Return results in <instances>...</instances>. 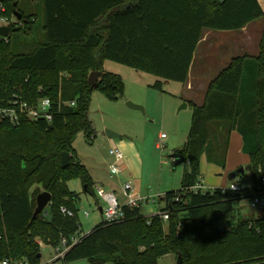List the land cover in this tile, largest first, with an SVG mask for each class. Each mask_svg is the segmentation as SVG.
Wrapping results in <instances>:
<instances>
[{
	"label": "trees",
	"instance_id": "trees-1",
	"mask_svg": "<svg viewBox=\"0 0 264 264\" xmlns=\"http://www.w3.org/2000/svg\"><path fill=\"white\" fill-rule=\"evenodd\" d=\"M39 1L42 32L34 28L41 12H25L20 0H1L5 11L0 13L9 19L10 32L32 37L29 51L17 48L11 35L0 38V100L14 93L29 101L49 97L54 110L51 123L0 122V257L27 258L35 264L41 262L40 242L56 247L62 238L82 233L79 193L67 181L79 177L84 190L95 195L90 171L73 143L81 131L94 137L89 114L93 89L110 99L123 96L122 78L104 71V60L184 83L206 29L239 30L257 19L264 23L260 0ZM92 71L101 72L96 86L88 82ZM190 105L188 139L176 151L186 166L181 187L158 200V210L168 211L169 219L124 207V219L102 220L84 233L59 259L63 264L78 259L159 264L170 253L181 264H264V214L231 220L234 202L254 194L264 167V28L259 54L231 57L210 81L202 105ZM234 130L250 157L252 185L194 191L202 155L224 166ZM65 151L69 165L62 167ZM33 185L51 193L47 214L35 218Z\"/></svg>",
	"mask_w": 264,
	"mask_h": 264
},
{
	"label": "rangeland",
	"instance_id": "rangeland-1",
	"mask_svg": "<svg viewBox=\"0 0 264 264\" xmlns=\"http://www.w3.org/2000/svg\"><path fill=\"white\" fill-rule=\"evenodd\" d=\"M261 1L264 5V0ZM39 2V0H20V8L25 12L38 11L39 13V11L41 12V3ZM42 21L43 13L41 12L38 21L34 24V28L40 32L42 30L39 26L41 27ZM4 24L0 20V26ZM248 31L252 35L249 38L247 47L236 48L232 46L228 48L225 47L224 42L233 38L229 36L228 31L206 29L198 46L197 53L199 56H197V60H200V55L204 54L205 64L208 65L209 57L207 55L218 54L219 58L221 57L218 60V67H220L231 56L245 54V50L249 55H258L262 37L260 26L259 28L256 26L249 27ZM9 35H11L12 42L17 48L24 51L31 50V36L16 31L10 32ZM194 67H196V63ZM213 68V73H216L218 69L215 66ZM103 69L122 78L124 93L118 99H110L101 89L95 88L92 90L89 114L93 120L95 134L92 138L86 137L83 131L77 134L73 146L78 157L90 173L93 170L99 177L107 178L109 176L108 164L112 162V156L109 152L112 145L108 143L110 139L108 131H110L118 135L113 140H119V136L132 139L141 150L143 164L138 178L141 180L139 186L143 192H147L148 195H156L165 190L179 189L186 166L184 162L175 166L171 155L181 149L187 142L192 119L190 104L187 105L183 101L175 105L184 88V83L175 80L166 82L165 79L150 72L136 70L133 67L109 59L104 60ZM157 82H159L160 87L156 86ZM163 99H166L165 106H163ZM128 101L142 106L143 110L131 108L127 104ZM161 133L165 134L167 138L163 141L162 146L156 147L158 142H162L159 139ZM234 134L235 137L231 135L224 166L209 163L206 157L202 155L200 180L205 190L215 187H228L231 183H237L241 188L252 185L253 172L248 169L250 157L242 149L240 134L236 131ZM241 167L245 171L232 178L231 174ZM67 184L72 191L79 193L77 203L79 209L78 219L81 223L82 232L87 233L103 220V215L99 210V207H103V202L98 200L96 194L92 195L84 190L79 177L69 179ZM42 191L44 189L40 185H33L30 188V193L34 194L35 197ZM161 205L162 203H158V201L142 203L141 213L144 216L154 215ZM234 207V212L231 215L232 222L264 214L263 207L251 208L249 199L235 201ZM45 211H47V207ZM40 253L42 263L63 264L62 260L53 261L55 252L54 247L50 244L42 243ZM69 264L91 263L87 259H78L71 261ZM159 264H178L177 256L173 253L166 254L159 259Z\"/></svg>",
	"mask_w": 264,
	"mask_h": 264
},
{
	"label": "built area",
	"instance_id": "built-area-1",
	"mask_svg": "<svg viewBox=\"0 0 264 264\" xmlns=\"http://www.w3.org/2000/svg\"><path fill=\"white\" fill-rule=\"evenodd\" d=\"M5 11V7L0 0V13ZM0 20L8 25L9 19L6 16L0 14ZM74 102H72L73 104ZM54 117V110L52 100L49 97H41L35 101H29L24 99L20 94L14 93L7 101L0 100V122L9 121L10 123L17 125L24 119L30 120H44L51 123ZM166 138V135L161 133L160 139ZM162 142L159 146H162ZM110 153L114 157V161L110 163L109 170L112 174H119L121 172L120 161L124 158L123 151L117 147L112 146ZM260 180L255 184L256 191L249 198V205L251 208L263 207L264 208V167L259 169ZM230 188L239 189L237 183H231ZM194 191L205 190L201 180L193 186ZM95 194L103 202L102 214L103 221L108 223L119 221L125 218L124 207L134 208L140 207L142 203H148L150 201L156 202L160 198L164 197V193L156 195L142 196L135 191L132 180L125 181L122 185V192L125 196V203H122L117 194L113 191L107 190L102 186L94 187ZM62 211L70 216L73 213L66 208L62 207ZM162 217L164 221L169 219L168 211L158 210L157 213ZM152 216V215H151ZM84 233H78L71 237V239L62 238L59 245L54 247V260H59L64 257L66 252L75 244L81 241ZM42 245V242H40ZM0 264H35L27 258H1ZM39 264H50L42 263Z\"/></svg>",
	"mask_w": 264,
	"mask_h": 264
},
{
	"label": "crops",
	"instance_id": "crops-1",
	"mask_svg": "<svg viewBox=\"0 0 264 264\" xmlns=\"http://www.w3.org/2000/svg\"><path fill=\"white\" fill-rule=\"evenodd\" d=\"M260 3L262 5V8L264 10V5L262 3V1L260 0ZM256 26L261 29V36L263 33V28H264V23H263V19H257L254 21L249 22L248 24H246L243 28L239 29V30H225L228 31L229 36L233 37L232 40H226L224 42L225 47H232L235 46L236 48H242L243 46L247 47L248 43H249V38L252 34L249 33L248 28L249 27H253ZM201 43V40L200 42ZM199 46V44H198ZM198 46L196 49V52L194 54L193 60H192V64L189 70V75L188 78L186 80V82H184V88L182 89L181 93H180V97L178 99V101L176 102L175 105H178L179 103L185 101L187 103V105H189L191 102L195 103L196 105H202V103L204 102L205 99V94L207 91V87L210 83L211 80H213L218 73L229 63L231 57L225 62L224 65L219 66V62L218 60L221 59V57L219 58V55H212L210 56V54L207 55L208 60H209V66L205 64L204 57L205 55H200V60H197V56L198 55ZM211 47V45H210ZM244 53V52H243ZM246 53V50H245ZM217 62V63H216ZM196 63V67H194ZM218 64V65H216ZM216 67V73H213V67ZM170 80H166V82H169ZM200 95H198V94ZM166 103V99H163V106H165ZM91 119V117H90ZM91 121L93 122V120L91 119ZM236 130L232 131L231 135L235 137V132ZM238 132V131H236ZM239 133V132H238ZM234 134V135H233ZM240 134V133H239ZM241 136V135H240ZM118 137V136H117ZM120 139L119 140H113L114 137H110L108 143L109 145L112 146H117L119 147L123 153H124V158L120 161V168H121V172L119 174H112L109 170V165L108 164V170H109V176L107 178H101L97 175V173H95L93 170L91 171V176L92 179L94 181V187L95 186H102L107 190L113 191L114 193L117 194L119 200L122 203H125V196L123 195L122 192V185L125 181L128 180H132L133 181V185L135 188V191L137 193H139L140 195H148L147 192H143V190L140 189L139 183H140V179L138 177H140V171H141V167L143 164V155L141 150L139 149L137 143L129 138H122V136H119ZM167 138V136H166ZM160 139V135H159V139L163 141L166 139ZM238 138V136L236 137V139ZM242 139V136H241ZM231 140V138H230ZM159 143L158 142L156 144V147H159ZM243 143V141H242ZM110 152V151H109ZM111 154V153H110ZM112 156V162L114 161V157ZM203 157H205V155H203ZM201 157V161L202 158ZM79 160L81 161L80 157H78ZM200 161V162H201ZM82 162V161H81ZM111 162V163H112ZM201 164V163H200ZM115 175V176H114ZM113 179H116L115 181ZM167 191L170 190H165L164 192H161L159 194L165 193ZM99 201H101L100 199H98ZM99 210L102 214V207H99ZM103 215V214H102Z\"/></svg>",
	"mask_w": 264,
	"mask_h": 264
},
{
	"label": "water",
	"instance_id": "water-1",
	"mask_svg": "<svg viewBox=\"0 0 264 264\" xmlns=\"http://www.w3.org/2000/svg\"><path fill=\"white\" fill-rule=\"evenodd\" d=\"M15 15L19 19L21 18L20 13H15ZM9 34H10V27L8 25L0 26V36H2L3 38H6ZM100 75H101L100 71H92L88 77L89 84L92 86H96L98 83ZM127 104L131 108L143 110L142 106L136 105V104L132 103L131 101H128ZM184 106H186V105H184ZM108 136L109 137H117L118 135L116 133L108 131ZM171 157L173 159L175 166L183 161L182 155L178 152H174L171 155ZM61 165H62V167H67L69 165V154L66 151L63 152L61 155ZM250 168H251L250 165H248V169H250ZM244 171H245V169L243 167H241L237 171L233 172L231 174V177L234 178L235 176H237L240 173H243ZM50 201H51V193L50 192H48L46 190L40 192L36 197V208H35L33 217L35 218L39 213H42V212H44V214H47V211H45V208L50 203ZM178 264H181V258L180 257L178 258Z\"/></svg>",
	"mask_w": 264,
	"mask_h": 264
}]
</instances>
